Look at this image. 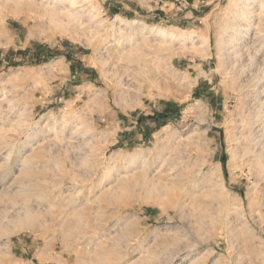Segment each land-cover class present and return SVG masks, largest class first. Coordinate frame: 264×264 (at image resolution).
<instances>
[{"label": "rangeland", "instance_id": "rangeland-1", "mask_svg": "<svg viewBox=\"0 0 264 264\" xmlns=\"http://www.w3.org/2000/svg\"><path fill=\"white\" fill-rule=\"evenodd\" d=\"M252 1L0 0V264H264Z\"/></svg>", "mask_w": 264, "mask_h": 264}, {"label": "bare ground", "instance_id": "bare-ground-1", "mask_svg": "<svg viewBox=\"0 0 264 264\" xmlns=\"http://www.w3.org/2000/svg\"><path fill=\"white\" fill-rule=\"evenodd\" d=\"M251 2H253L252 0L251 1H249V0H247V2L245 3V4H247V3H251ZM237 14V13H236ZM228 24V23H227ZM232 25V24H231ZM229 26V25H228ZM232 27V26H231ZM228 28V27H227ZM232 29L233 30H235V28H233L232 27ZM231 29V30H232ZM237 29V28H236ZM229 32H230V29H229ZM170 34V32L169 31H167V30H159V36H161V37H164V36H166V35H169ZM233 34V33H232ZM231 34V35H232ZM234 35V34H233ZM229 36V35H228ZM233 37H235V36H233ZM236 38V37H235ZM235 40L236 39H234V38H231L230 39V43L231 42H235ZM228 44V43H227ZM235 44V43H234ZM234 44H232L231 45V47H230V49H229V51H230V53H232V51L234 52L235 51V49H236V45H234ZM232 67V66H231ZM246 117H248V116H246ZM251 117V118H250ZM247 120L246 121H244V123H243V125H241V129H243V130H246V132H247V134H245L246 136H243V139H241L242 141H243V145L240 147L239 146V148H241V157L245 160V162L246 161H250V166L252 167V169L253 168H259V172L261 173L263 170H264V163H262V161L261 162H255L254 161V159L251 157V154H252V144H253V139L250 137V133H251V131H252V128H253V125H254V121H253V119H252V116H249V118H246ZM240 130V129H239ZM241 138V137H240ZM254 141H255V139H254ZM240 143V142H239ZM243 163V162H242ZM254 170V169H253ZM258 171V170H257ZM258 172V173H259ZM262 178V177H261ZM260 179V178H259ZM148 182H149V179H148V177H144V176H142V181H141V186H142V188H148L147 186H148ZM156 185L157 184H155V182L154 183H152L151 184V187L152 188H156L157 189V187H156ZM161 188V187H160ZM158 189H159V187H158ZM101 197V196H100ZM30 211V210H29ZM24 213V212H23ZM30 213V212H29ZM29 213H28V211L26 212V213H24L23 215L25 216V222L27 223L28 221H29ZM32 214V213H31ZM77 215V214H76ZM21 216V215H20ZM24 216H22V217H24ZM21 219V218H20ZM31 219V218H30ZM21 221H22V219H21ZM19 222H20V220H19ZM25 222H23V224L25 223ZM78 222V221H77ZM86 225V224H85ZM83 227H84V225H83ZM82 231V230H81ZM70 234H72V233H70ZM82 235V234H81ZM66 236V235H65ZM76 240V239H75ZM53 248V247H52Z\"/></svg>", "mask_w": 264, "mask_h": 264}]
</instances>
